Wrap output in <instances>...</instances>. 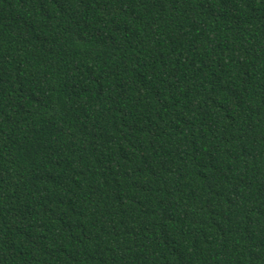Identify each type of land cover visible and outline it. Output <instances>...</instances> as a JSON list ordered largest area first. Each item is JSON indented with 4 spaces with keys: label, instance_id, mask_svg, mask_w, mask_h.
Segmentation results:
<instances>
[{
    "label": "trees",
    "instance_id": "1",
    "mask_svg": "<svg viewBox=\"0 0 264 264\" xmlns=\"http://www.w3.org/2000/svg\"><path fill=\"white\" fill-rule=\"evenodd\" d=\"M0 264H264V0H0Z\"/></svg>",
    "mask_w": 264,
    "mask_h": 264
}]
</instances>
